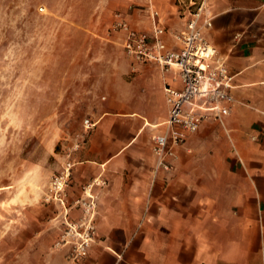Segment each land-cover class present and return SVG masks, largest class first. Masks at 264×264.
Returning a JSON list of instances; mask_svg holds the SVG:
<instances>
[{
	"label": "crops",
	"instance_id": "1",
	"mask_svg": "<svg viewBox=\"0 0 264 264\" xmlns=\"http://www.w3.org/2000/svg\"><path fill=\"white\" fill-rule=\"evenodd\" d=\"M123 2L131 28L164 29L172 49V33L185 31L202 5L198 27L233 77V102L186 138L169 170L156 168L152 138L166 131L165 89L182 84L157 63L132 60V102L103 112L73 153V195L93 181L85 196L97 197L95 242L80 261L69 247L54 248L61 228L40 206L39 264H264V0Z\"/></svg>",
	"mask_w": 264,
	"mask_h": 264
},
{
	"label": "rangeland",
	"instance_id": "2",
	"mask_svg": "<svg viewBox=\"0 0 264 264\" xmlns=\"http://www.w3.org/2000/svg\"><path fill=\"white\" fill-rule=\"evenodd\" d=\"M128 7L123 0H0V264H39L40 206L61 228L54 248L69 247L80 261L95 242L96 229L77 256L95 228L97 197L85 196L93 181L73 195V153L90 135L87 120L132 102L139 73L124 32L113 27L117 13L130 16Z\"/></svg>",
	"mask_w": 264,
	"mask_h": 264
},
{
	"label": "built area",
	"instance_id": "3",
	"mask_svg": "<svg viewBox=\"0 0 264 264\" xmlns=\"http://www.w3.org/2000/svg\"><path fill=\"white\" fill-rule=\"evenodd\" d=\"M201 11L202 5L189 13L191 19L185 31L172 33L179 44L178 49L167 46L162 38L164 29L155 28L151 35L142 33L131 28L120 13L115 15L113 27L125 34V53L136 63H157L165 71L175 72L182 84L180 89H165L169 104L166 131L152 138L156 168L169 170L170 160L175 158L176 149L186 138L209 116L221 120L229 113L228 105L233 102L229 93L233 77L225 63L216 58V49L198 27ZM206 26H211V23L207 22ZM85 125L90 128L93 123L87 120ZM53 185L60 188L63 179L56 177ZM94 234V226H89L88 240L78 248L77 256L86 254V246L89 240L93 241Z\"/></svg>",
	"mask_w": 264,
	"mask_h": 264
}]
</instances>
